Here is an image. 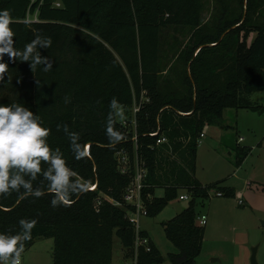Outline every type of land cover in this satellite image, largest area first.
I'll list each match as a JSON object with an SVG mask.
<instances>
[{
  "label": "trees",
  "instance_id": "1",
  "mask_svg": "<svg viewBox=\"0 0 264 264\" xmlns=\"http://www.w3.org/2000/svg\"><path fill=\"white\" fill-rule=\"evenodd\" d=\"M206 1L0 0V10L11 13L17 49L37 34L52 39L50 48L40 49L52 63L48 71L4 55L0 103H22L38 115L51 130V147L63 153L74 179L87 185L70 206L56 208L47 193L0 194V232H19L21 219L36 221L21 257L44 237L53 240V264H112L117 236L131 260L135 228L127 211L133 206L111 200L124 203L138 161L145 170L141 199L147 216L159 214L181 189L190 200L163 224L177 251L163 256L150 240V251L139 249L137 264H195L204 241L198 200L213 189L234 196L220 182L203 185L195 176L203 127L216 123L226 108L264 113V105L249 98L264 91V0H211L208 17ZM28 14L37 21L26 22ZM113 97L125 113L113 116L124 137L114 145L105 130ZM58 124L79 133L83 158L75 157ZM155 131L158 136L151 135ZM161 136L166 141L157 144ZM248 152L238 147L237 166ZM119 154L128 159L126 173L119 169ZM46 183L40 176L33 187ZM156 187L163 196L154 195ZM139 234L148 236L142 229Z\"/></svg>",
  "mask_w": 264,
  "mask_h": 264
},
{
  "label": "rangeland",
  "instance_id": "2",
  "mask_svg": "<svg viewBox=\"0 0 264 264\" xmlns=\"http://www.w3.org/2000/svg\"><path fill=\"white\" fill-rule=\"evenodd\" d=\"M211 8L212 1H206L204 11L206 17L209 16ZM175 35L185 39L178 31ZM249 98L254 104L264 105V91L252 93ZM203 134L204 137L197 146L196 178L204 184L220 182L219 184L223 186L235 188L236 192L248 186L246 177L252 165L258 161L254 170L255 177L250 182L253 185L249 188L259 193L262 200L264 152L262 157H259L258 148L264 147V113L245 108H226L216 123L204 125ZM238 147L248 149L250 152L247 162L241 163L243 168L240 172L236 168ZM184 192L183 189L179 190V195ZM216 192V189L211 190L210 196L199 199L195 206L196 217L202 214L207 217V223L203 225L205 237L202 251L195 264H250L252 247H257L256 258L259 264H264V218L255 217L249 206L248 210H244L247 206L238 205L237 193L234 196H218ZM163 194L162 187L155 188L156 197ZM178 196L156 216L146 215L140 218V229L146 230L163 256L177 251L174 244L165 236L163 224L181 212L190 200H180ZM246 204L250 205L248 200ZM52 253L53 240L37 238L34 245L23 253L21 264H53ZM124 253L125 249L120 239L114 236L112 264L129 263L131 260L127 259ZM216 256L219 259L214 261Z\"/></svg>",
  "mask_w": 264,
  "mask_h": 264
},
{
  "label": "clouds",
  "instance_id": "3",
  "mask_svg": "<svg viewBox=\"0 0 264 264\" xmlns=\"http://www.w3.org/2000/svg\"><path fill=\"white\" fill-rule=\"evenodd\" d=\"M12 16L8 9L0 10V73L7 70L3 61L5 54L10 59L19 58L29 62L31 69L43 65L44 70L52 68L48 57L42 56L40 49L50 48L51 37L37 34L23 50L15 47V33L10 27ZM67 102V101H66ZM110 111L105 130L110 144L124 139L115 128L113 116H124V107L116 97L110 101ZM50 129L43 120L22 103H0V194L11 192L22 196L40 198L46 193L52 195L51 206H70L72 197L87 190V185L74 179L76 173L67 164L63 153L48 142ZM57 131H63L68 138L71 150L77 159L83 158L84 146L80 143L79 133L71 131L67 124H58ZM46 164L47 167H41ZM42 176L44 187H33V181ZM36 221L21 219L20 231L11 234L0 232V264H21L24 242L31 239Z\"/></svg>",
  "mask_w": 264,
  "mask_h": 264
},
{
  "label": "built area",
  "instance_id": "4",
  "mask_svg": "<svg viewBox=\"0 0 264 264\" xmlns=\"http://www.w3.org/2000/svg\"><path fill=\"white\" fill-rule=\"evenodd\" d=\"M57 6H59V3H56ZM26 22H32V21H37L36 15L31 16L30 14L27 15ZM137 111V108H134V112ZM152 136H158L159 132L155 131L151 134ZM204 137V134L201 133L199 141L201 138ZM166 138L165 136H161L157 139V144L165 142ZM198 141V142H199ZM88 146L85 148V152L88 154ZM118 158V164H119V169L122 173L127 172V164H128V159L126 155L119 154ZM145 175V170L141 164L138 163L137 161V167L135 171V175L133 176V179L130 183V185L126 189V193L123 197L124 203L116 202L114 200H111L114 204L118 206H125V204H129L133 206L132 210L127 211V217L129 221L133 224L135 228V241H134V246H133V251L134 255L133 258L131 259L130 263L131 264H137V256H138V251L140 248H144L146 251H150V238L148 236H142L139 234L140 229V218L141 216H146L147 215V209L144 206L142 199H141V191L143 188V178ZM91 190H95L96 186L91 185L89 187ZM216 195L221 196L222 193L220 191L216 192ZM178 198L180 200H189L190 196L188 193L184 192L181 193ZM238 203L241 205L243 204V200L241 198L238 199ZM199 220V224L201 226L205 225L207 223V218L205 215H201L199 217H196Z\"/></svg>",
  "mask_w": 264,
  "mask_h": 264
},
{
  "label": "crops",
  "instance_id": "5",
  "mask_svg": "<svg viewBox=\"0 0 264 264\" xmlns=\"http://www.w3.org/2000/svg\"><path fill=\"white\" fill-rule=\"evenodd\" d=\"M58 3V2H57ZM251 100V99H250ZM252 101V100H251ZM254 103V102H253ZM260 146V145H259ZM259 151V157H262V154L264 152V147H260L258 148ZM250 152H248V154L246 155V157L244 158L243 162L245 161V163L247 162V160L249 159L247 156L249 155ZM242 162V163H243ZM258 162V161H257ZM257 162L255 163V165L253 164L250 171L248 172V175L246 177V183L248 186L238 189V191L235 192V188H233L232 190H234V194L237 193V199L241 198L243 200V204H241L242 206H247L246 208L244 207V210H248V206L250 207L251 211L253 212V215L257 218L263 219L264 218V207H262L261 205H264V197L262 200H260V197H262L259 193L257 194L255 192V190H253L252 188H249V186H252L253 184H251L250 182H252V179L255 177L254 176V170L257 166ZM237 170L240 172L243 168V165L237 166L236 165ZM198 179V178H197ZM199 180V179H198ZM203 185H208V184H204L201 180H199ZM216 183V182H215ZM212 184V183H211ZM223 186V185H222ZM226 187V186H225ZM249 188V190H248ZM260 192V191H259ZM264 195V194H263ZM222 196V195H221ZM244 196H246V198H244ZM249 201V204H246V201ZM255 202V203H254ZM238 203V200H237ZM238 205H240L238 203ZM205 215V214H202ZM206 216V215H205ZM207 218V217H206ZM206 225V224H205ZM245 225V224H244ZM237 229L236 225H235V230ZM146 232V230H143ZM147 233V232H146ZM148 235V234H147ZM235 236V233H234ZM149 237V235H148ZM204 237H205V227H204ZM150 238V237H149ZM150 240L152 241V239L150 238ZM153 242V241H152ZM231 244L233 245V241H231ZM200 256V255H199ZM199 256L197 258H199ZM217 257V256H216ZM196 258V259H197ZM217 259H219V257L215 258L214 261H217Z\"/></svg>",
  "mask_w": 264,
  "mask_h": 264
},
{
  "label": "water",
  "instance_id": "6",
  "mask_svg": "<svg viewBox=\"0 0 264 264\" xmlns=\"http://www.w3.org/2000/svg\"><path fill=\"white\" fill-rule=\"evenodd\" d=\"M256 254H257V247H252L251 256H250V264H259L256 258Z\"/></svg>",
  "mask_w": 264,
  "mask_h": 264
}]
</instances>
